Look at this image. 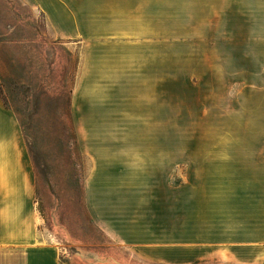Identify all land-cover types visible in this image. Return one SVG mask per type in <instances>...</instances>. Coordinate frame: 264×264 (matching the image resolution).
I'll list each match as a JSON object with an SVG mask.
<instances>
[{"label": "rangeland", "instance_id": "1", "mask_svg": "<svg viewBox=\"0 0 264 264\" xmlns=\"http://www.w3.org/2000/svg\"><path fill=\"white\" fill-rule=\"evenodd\" d=\"M185 5L152 19L60 21L0 0V100L31 155L41 241L63 264H166L114 239L95 219L103 201L134 199L148 223L182 228L191 213L246 211L261 194L262 20Z\"/></svg>", "mask_w": 264, "mask_h": 264}, {"label": "crops", "instance_id": "2", "mask_svg": "<svg viewBox=\"0 0 264 264\" xmlns=\"http://www.w3.org/2000/svg\"><path fill=\"white\" fill-rule=\"evenodd\" d=\"M24 2L39 5L52 20L60 21L75 16L90 21L152 19L162 11L167 13L165 10L173 5L183 3L189 6L187 9L194 11L198 5L200 14L207 18L262 20L261 33L264 34V0ZM128 6L130 9L127 11ZM135 168L138 170V167ZM259 173L263 176L258 183L261 194L257 199L248 200L246 211L233 205L222 203L220 207L217 204L205 213L203 217L206 218L199 220L196 213H191L182 228H177L171 219L148 223L143 215L137 213L141 211V205L135 204L134 199L126 204L118 200L112 204L103 201L104 205H93V212L95 219L114 239L144 260L198 264L226 259L243 264H264V167ZM34 180L33 163L21 126L12 110L0 100V264H63L58 247L41 241ZM111 189L115 190L114 187ZM115 192L117 195L118 190ZM108 193L109 189L104 187L103 195Z\"/></svg>", "mask_w": 264, "mask_h": 264}]
</instances>
